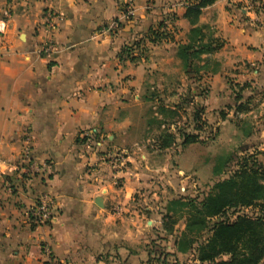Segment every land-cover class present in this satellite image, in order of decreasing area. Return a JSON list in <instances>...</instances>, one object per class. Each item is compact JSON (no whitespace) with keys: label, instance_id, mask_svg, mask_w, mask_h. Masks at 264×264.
<instances>
[{"label":"crops","instance_id":"1","mask_svg":"<svg viewBox=\"0 0 264 264\" xmlns=\"http://www.w3.org/2000/svg\"><path fill=\"white\" fill-rule=\"evenodd\" d=\"M190 1L0 0V264H46L44 250L56 264L160 260V189L174 195L191 189L206 154L200 159L201 144L184 149L180 138L160 151L162 114L149 101L152 81L160 99L179 104L184 98V111L203 109L219 129L220 144L226 135L236 139L242 126L252 129L246 140L264 164V0H219L204 9V42L217 39L223 46L204 55L199 72L184 80L176 49L188 43ZM45 13L55 16L54 30L45 25ZM152 31L169 39L152 44ZM48 41L55 44L52 53L44 51ZM137 43L134 61L120 56ZM146 44L161 50L160 61L143 56ZM239 92L247 113L235 114ZM221 112L230 114L226 121ZM28 137L43 174L20 166ZM44 194L55 208L51 220L39 224L32 210ZM178 200L169 198L161 212ZM147 218L157 235L154 249Z\"/></svg>","mask_w":264,"mask_h":264},{"label":"trees","instance_id":"2","mask_svg":"<svg viewBox=\"0 0 264 264\" xmlns=\"http://www.w3.org/2000/svg\"><path fill=\"white\" fill-rule=\"evenodd\" d=\"M218 1L191 0L186 7L185 18L192 28L188 35V43L179 45L176 55L185 67L191 68L196 74L199 72L196 65L203 61L202 57L220 50L223 46L217 39L205 43V35L202 27L199 26L203 10ZM168 39L169 36L165 32L157 31H152L149 37L152 44ZM141 46L142 44L137 43L134 47H126L120 56L134 61L136 59L134 51ZM246 87V85L241 87V91ZM156 100V94L152 93L149 101ZM158 109L162 115L173 114L164 107L159 106ZM194 111L195 131L199 132L203 130L199 123L205 112L200 107L195 108ZM248 111V104L243 102L240 92L236 93L235 114ZM220 117L222 121H226L228 113L221 112ZM198 132L197 134L184 132L186 134L180 135L184 149L197 143H204ZM239 132L244 140L252 135V129L247 126H242ZM177 139L172 133L162 132L157 146L160 151H166L176 145ZM231 162L232 159L229 158L225 167ZM245 208L257 209L258 215L254 218L240 215L234 222L223 219L215 224L212 235L204 242H200L199 238L209 231L208 225L211 220L226 217L231 210ZM179 210L186 214V228L176 241L179 253L186 255L195 251L196 261L200 264H262L264 262V164L260 163L256 156L242 158L237 163V169L228 178L217 182L213 191L200 203L192 199L174 201L169 205L167 214L171 216ZM176 225L177 221H172L170 224L164 222L163 229L167 235H172ZM226 257L227 259H224Z\"/></svg>","mask_w":264,"mask_h":264},{"label":"rangeland","instance_id":"3","mask_svg":"<svg viewBox=\"0 0 264 264\" xmlns=\"http://www.w3.org/2000/svg\"><path fill=\"white\" fill-rule=\"evenodd\" d=\"M145 49L143 48V56L147 57L149 59H154L160 61V55H161V50H160V55L158 54V50L152 49L151 44H146L144 46ZM192 69L187 68V67H182L180 73L185 80L188 76L189 73H191ZM156 72V71H155ZM158 73V72H157ZM183 83H181L182 85ZM157 83H154L152 81L150 83V94L155 93L157 100L154 101V104L159 108L164 107L166 110H169L172 113H167L165 115L160 116V134L162 132H169L172 134L179 133L177 138H180V135L186 134V133H191V134H197L195 131V124L193 122L194 119V110L195 108L191 109V111L187 110L184 111V105L188 102V100L182 98L180 103L178 104V100H173V99H160V91L155 88ZM205 86V85H204ZM202 86V87H204ZM153 87V89H152ZM207 88V87H206ZM205 93V91L203 92ZM153 103V102H152ZM182 104H184L182 106ZM157 112V111H156ZM228 115H230L228 113ZM234 121V124H237V119L236 116L233 117L232 122ZM205 123V124H204ZM199 126L203 128V130L199 131L198 134L200 135L201 141L205 142V144H210L212 145V148L205 147L203 146V143H197L201 144L198 147V151H195L196 155H201L200 159L204 158V154H206V159L205 163L204 160L201 161V168L198 172V175L193 178L191 183H193L192 188L188 189L186 187L185 189L182 188V190H178L177 194H172L168 190L165 189H160V218L162 217L163 222H167V224H170L172 221H177V225L174 227V232L172 235H167L166 232H164V223H160V236H157L155 231H153V225L154 223L151 224H146V222L149 220L147 218L144 221V226H146L149 231H148V237H149V248H153L155 244L151 243V240L154 236H157L160 239V260H153L150 261L149 264H200L196 261V253L195 251L188 253L186 255L181 254L177 251L176 248V241L180 238L181 234L184 232L186 228V214L182 211L174 212L175 214L169 216L165 212H161L163 210L162 204H164L169 198H178V199H192L193 201H196V203H200L206 195H208L210 192L213 191L215 184L223 179H226L232 174L236 169H237V163L244 157H249V156H258L260 152L258 150L253 148V145L251 146V141L244 140L242 138V135L236 136V139L233 137L230 138L229 135H226V142H222L221 144L217 141V134L216 130L218 127L213 125H209L208 120L206 119V113L202 116L201 121L199 123ZM207 126V127H206ZM209 128H212L213 131L211 132ZM186 132V133H184ZM211 132V133H210ZM205 138L202 139L203 137ZM229 138V139H228ZM233 140V141H232ZM217 142V144L215 143ZM225 145V146H224ZM230 145V148L228 146ZM234 156L235 158H233ZM230 159H232V162L229 163L227 167H225V163ZM211 161V163L208 162ZM258 160V158H257ZM207 165L212 168V172L207 170L206 172L203 171L204 166ZM199 166V165H198ZM199 169V167H197ZM222 170V171H221ZM216 172H219V174H216ZM195 184V185H194ZM194 186V187H193ZM161 188V187H160ZM141 196V195H140ZM140 196L138 195L137 198H135L136 202L138 204L140 201L144 199H140ZM146 204H148L149 207L152 206V203L150 201H145ZM153 203H156V201H153ZM156 209V208H155ZM240 215H247L250 218L256 217L258 215V210L253 209V208H245V209H238V210H231L228 212L226 217L222 218H216L210 221L208 225L209 231H206L199 239L200 242H204L207 238H209L212 235L213 228L215 224L221 220H226L228 219L230 222H234L237 220V218ZM168 217V218H167ZM151 221V220H149ZM169 222V223H168ZM176 248V250H175ZM173 251H176V254H172ZM224 259H227L224 258ZM160 261V262H159Z\"/></svg>","mask_w":264,"mask_h":264},{"label":"built area","instance_id":"4","mask_svg":"<svg viewBox=\"0 0 264 264\" xmlns=\"http://www.w3.org/2000/svg\"><path fill=\"white\" fill-rule=\"evenodd\" d=\"M133 13V8L127 6L124 15L129 17ZM10 13L6 11L4 13V19H8ZM43 21L49 30L55 29V16L51 13H45ZM114 27H117V24L114 23ZM56 50L55 44L52 41L46 42L44 46V51L52 53ZM26 143L29 146L24 148L22 155L20 156V166L23 169V172L30 175L43 174L46 172V167L38 165L31 157V144L32 140L30 137L26 138ZM55 200L48 194H44L39 200L38 204L32 210L33 217L37 223H45L51 220V217L54 214ZM44 254L49 258V261L46 264H56L52 259L49 251L44 250Z\"/></svg>","mask_w":264,"mask_h":264},{"label":"water","instance_id":"5","mask_svg":"<svg viewBox=\"0 0 264 264\" xmlns=\"http://www.w3.org/2000/svg\"><path fill=\"white\" fill-rule=\"evenodd\" d=\"M96 204L100 207H103L102 204H101V199L99 198L98 200H96Z\"/></svg>","mask_w":264,"mask_h":264}]
</instances>
